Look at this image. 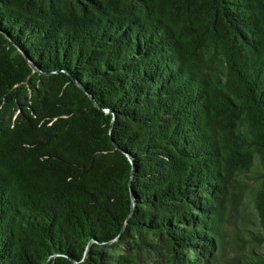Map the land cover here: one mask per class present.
I'll return each instance as SVG.
<instances>
[{
	"label": "trees",
	"instance_id": "16d2710c",
	"mask_svg": "<svg viewBox=\"0 0 264 264\" xmlns=\"http://www.w3.org/2000/svg\"><path fill=\"white\" fill-rule=\"evenodd\" d=\"M248 173L223 264H264V0H0V264H219Z\"/></svg>",
	"mask_w": 264,
	"mask_h": 264
},
{
	"label": "rangeland",
	"instance_id": "374dc122",
	"mask_svg": "<svg viewBox=\"0 0 264 264\" xmlns=\"http://www.w3.org/2000/svg\"><path fill=\"white\" fill-rule=\"evenodd\" d=\"M248 176H238L237 178L244 182L243 192L240 196L235 195L238 192V186L240 182L233 181L230 185L231 198L232 201L228 204L225 214L223 216L222 225L225 235V252L222 256L219 264H223L225 260H231L237 257L241 244L239 234L241 229H246L243 227V220L247 221L252 215V201H253V188L256 187L257 181L252 179L251 173ZM255 229V227H251ZM244 234H247L244 232Z\"/></svg>",
	"mask_w": 264,
	"mask_h": 264
},
{
	"label": "water",
	"instance_id": "95a60500",
	"mask_svg": "<svg viewBox=\"0 0 264 264\" xmlns=\"http://www.w3.org/2000/svg\"><path fill=\"white\" fill-rule=\"evenodd\" d=\"M30 62V61H29ZM29 65H30V67H31V69H32V71L35 73V72H37V73H40V71H38L37 69H36V67L30 62L29 63ZM42 74H45V75H53L54 73H42ZM76 85L82 90V91H84L85 92V90H84V88L79 84V83H76ZM90 97V96H89ZM90 99L93 101V99L90 97ZM94 102V101H93ZM94 105L97 107V104L94 102ZM105 113H111L110 111H108V110H105ZM115 121V118H113V121H112V124H111V129H112V127H113V122ZM130 187H131V185H130ZM49 264V263H48Z\"/></svg>",
	"mask_w": 264,
	"mask_h": 264
}]
</instances>
